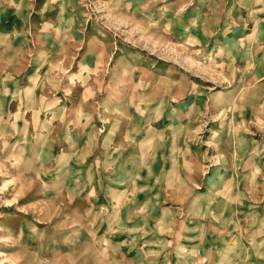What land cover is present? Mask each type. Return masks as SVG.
I'll list each match as a JSON object with an SVG mask.
<instances>
[{
	"label": "rangeland",
	"instance_id": "374dc122",
	"mask_svg": "<svg viewBox=\"0 0 264 264\" xmlns=\"http://www.w3.org/2000/svg\"><path fill=\"white\" fill-rule=\"evenodd\" d=\"M0 264H264V0H0Z\"/></svg>",
	"mask_w": 264,
	"mask_h": 264
}]
</instances>
